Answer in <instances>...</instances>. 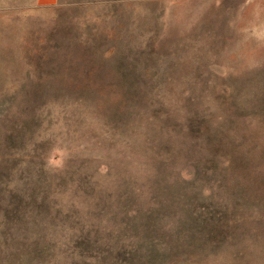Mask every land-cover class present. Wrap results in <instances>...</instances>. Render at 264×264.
Listing matches in <instances>:
<instances>
[{
	"label": "rangeland",
	"instance_id": "rangeland-1",
	"mask_svg": "<svg viewBox=\"0 0 264 264\" xmlns=\"http://www.w3.org/2000/svg\"><path fill=\"white\" fill-rule=\"evenodd\" d=\"M0 264H264V0H0Z\"/></svg>",
	"mask_w": 264,
	"mask_h": 264
},
{
	"label": "trees",
	"instance_id": "trees-1",
	"mask_svg": "<svg viewBox=\"0 0 264 264\" xmlns=\"http://www.w3.org/2000/svg\"><path fill=\"white\" fill-rule=\"evenodd\" d=\"M128 213V212H127ZM139 214V213H138Z\"/></svg>",
	"mask_w": 264,
	"mask_h": 264
}]
</instances>
